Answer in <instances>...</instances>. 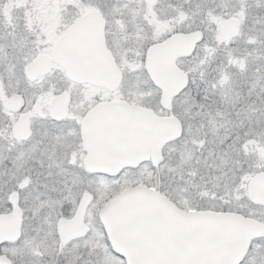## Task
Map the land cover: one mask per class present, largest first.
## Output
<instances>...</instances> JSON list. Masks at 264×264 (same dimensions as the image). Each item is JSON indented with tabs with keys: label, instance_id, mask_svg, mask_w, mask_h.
I'll use <instances>...</instances> for the list:
<instances>
[{
	"label": "snow or ice",
	"instance_id": "6c2138e0",
	"mask_svg": "<svg viewBox=\"0 0 264 264\" xmlns=\"http://www.w3.org/2000/svg\"><path fill=\"white\" fill-rule=\"evenodd\" d=\"M0 264H264V0H0Z\"/></svg>",
	"mask_w": 264,
	"mask_h": 264
}]
</instances>
